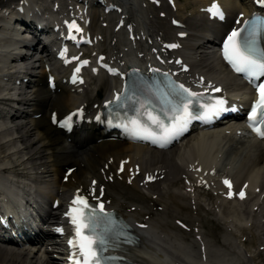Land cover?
Returning <instances> with one entry per match:
<instances>
[{
    "label": "bare ground",
    "instance_id": "bare-ground-1",
    "mask_svg": "<svg viewBox=\"0 0 264 264\" xmlns=\"http://www.w3.org/2000/svg\"><path fill=\"white\" fill-rule=\"evenodd\" d=\"M224 1L231 9L237 7L236 0ZM124 3L127 13L131 14L132 10L138 12L139 7L136 0H124ZM43 19L45 22L48 21V18L44 17ZM194 36L196 38L191 43L184 45L185 51L193 62L194 69L200 68L213 74L219 80H227L224 66L217 62L215 54L207 48L212 44V42H208L210 36L204 32ZM16 44V35L12 30L4 27L1 30L0 38V166L3 167L0 169V180L7 183L8 192L16 186L26 193L27 186L29 193L35 189V192L52 201L61 189L65 190L67 195H71L74 189L79 186H87L86 178L89 174L102 177L100 172L102 168H112L119 157L132 153L133 160L140 159L145 170L157 167L161 170L165 169L168 175L154 192H144L141 187L128 185L126 181L114 180L107 184V194L112 199V206L122 209L138 221L150 223L147 229V239L150 243L145 242V244L147 249L154 250L155 255L145 264L161 261L162 256L169 264L238 263V260L233 257L235 251L233 246L237 243L233 245V238H226V233L222 239H219L220 234L225 231L223 228H220V231L216 230L217 232L206 230L203 219L205 214V218L213 216L214 219L220 221L214 211L209 212L210 202L216 204L227 202L237 204L239 202L219 198L214 195L216 189L213 190V197H209L206 192H201L198 188L195 194L196 210L192 211L190 206H194L193 199L183 190L179 174H170V172H173L171 168L178 167L182 173H187L188 171L184 167L185 162H187V168L197 167L200 164H203L205 168L215 166L219 168L220 172L232 173L237 178L238 185L244 181H250V185L253 184L251 188H253L263 178L264 141L252 142L243 136H236L232 130L230 134L225 133L224 135L221 132H207L201 136H192L177 149L168 153L124 142H111L102 146L94 143L96 138L89 135L86 139L82 140L81 137H78L73 143H68L60 138V133L47 123L48 111L53 105H60L61 110L69 109L79 102L78 98L68 92L53 95L43 84L40 85L43 70H38L39 59L37 57H33L31 62L29 61L32 64L31 67H29L30 63H25V68L22 64V68H17L15 64L12 65L11 63L18 60L20 56L16 53ZM24 59L30 60L26 54H24ZM217 67L221 69L220 72H215ZM31 72H34V79L27 89L31 87L33 90L21 92L18 99H10L5 96L3 88L9 89L12 81L24 79L25 76L31 75ZM33 83L35 86H32ZM11 87L15 86L12 84ZM21 109L27 111L28 114L40 111H44L46 114L39 119L28 118V116L21 118L23 117ZM52 134H55L53 138H51ZM93 149L99 150L98 154L92 155ZM111 158L114 159L111 160ZM202 160L205 163H202ZM69 161L78 164V172L63 184V171L60 163ZM240 189H243L242 185ZM7 191L5 189V192ZM154 194H157V197ZM133 206H136L134 210H132ZM160 206H163V210H159ZM237 211L241 212L240 209ZM199 215L209 241L207 248L209 255L205 262L200 259L195 241L191 238L192 234L190 235L174 224L178 218L195 222ZM54 217H57V214ZM237 220L243 224L246 217L240 216ZM252 225H257L256 220H252ZM258 229H264V222ZM234 231L232 230L230 233ZM246 232L243 225H238L233 234L234 238L240 242ZM45 236H47V232ZM228 244L230 245L228 246ZM14 249L0 248V264H54L50 260H41L32 250L27 252L25 249ZM132 251L128 250L127 254H131ZM136 252L138 250L134 249V254ZM43 253L48 258V251L45 250ZM225 253L231 254L232 257ZM238 258L241 264L256 263L254 259L244 263L241 253H238Z\"/></svg>",
    "mask_w": 264,
    "mask_h": 264
},
{
    "label": "snow or ice",
    "instance_id": "snow-or-ice-1",
    "mask_svg": "<svg viewBox=\"0 0 264 264\" xmlns=\"http://www.w3.org/2000/svg\"><path fill=\"white\" fill-rule=\"evenodd\" d=\"M257 2L264 3V0H257ZM245 23L248 22L246 21ZM73 28L76 31H81L75 21L69 23L70 33ZM224 57L237 72L246 73L250 77L264 76V53L257 51L254 46V40L246 37L241 38V32L238 29H233L228 35L224 43ZM83 63H87V61H83ZM112 71L115 70L113 69ZM174 88L179 91L176 93L174 99L168 101L171 105L169 111L172 113L173 125L171 128L165 126V135L182 130L188 121L193 118L191 105L196 102V98L199 96L198 93L192 92L182 84L175 85ZM256 89L259 98L254 102L248 114V119L253 131L264 138V82L256 84ZM167 95L172 96V93H168ZM224 103L225 101L223 99H218L213 104H205L203 106V118L219 115L220 111L223 110L222 106ZM69 119L66 118V121L62 123L67 122ZM149 119L153 124L161 125L158 116H152L149 113ZM131 124L132 126L128 130L133 135L142 136L145 139L151 138L153 143H161V139L151 129L141 125L136 120H133ZM224 182L231 188L230 181L225 179ZM228 195H232L231 191H229ZM239 195L243 198L244 192L241 191ZM66 215L71 218L75 232V236L68 241L74 250L73 256L70 259H74L75 264H102L101 252L108 243L107 233L109 231L107 226L103 230H100L101 219L107 215L104 212L103 204L101 203L97 210L88 203L86 197L77 195L73 199L72 205L69 207ZM57 230L62 231V229Z\"/></svg>",
    "mask_w": 264,
    "mask_h": 264
}]
</instances>
